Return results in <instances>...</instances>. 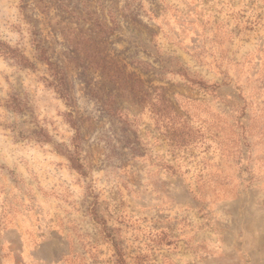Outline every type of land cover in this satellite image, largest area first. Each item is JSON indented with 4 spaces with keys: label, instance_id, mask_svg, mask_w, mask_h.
<instances>
[{
    "label": "rangeland",
    "instance_id": "374dc122",
    "mask_svg": "<svg viewBox=\"0 0 264 264\" xmlns=\"http://www.w3.org/2000/svg\"><path fill=\"white\" fill-rule=\"evenodd\" d=\"M0 264H264V0H0Z\"/></svg>",
    "mask_w": 264,
    "mask_h": 264
},
{
    "label": "trees",
    "instance_id": "16d2710c",
    "mask_svg": "<svg viewBox=\"0 0 264 264\" xmlns=\"http://www.w3.org/2000/svg\"><path fill=\"white\" fill-rule=\"evenodd\" d=\"M47 60H48V63L50 64V66H52V68H54V69L59 68L58 65L55 62L51 61L50 58H47ZM54 76H55L56 80L58 81V83H60L62 85V87H63L62 89H64V90H62V91L59 90V91H61L60 93L62 95H64V92L68 91V88L64 84V81L66 79L65 75L63 73L60 74L58 72H54Z\"/></svg>",
    "mask_w": 264,
    "mask_h": 264
}]
</instances>
